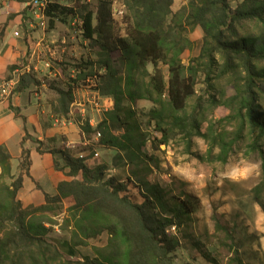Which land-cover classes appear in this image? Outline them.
Returning a JSON list of instances; mask_svg holds the SVG:
<instances>
[{
	"label": "trees",
	"instance_id": "16d2710c",
	"mask_svg": "<svg viewBox=\"0 0 264 264\" xmlns=\"http://www.w3.org/2000/svg\"><path fill=\"white\" fill-rule=\"evenodd\" d=\"M120 1L126 11L122 36L114 31L111 0H97L96 11L85 8L81 13L62 4L49 5L44 19L48 30L54 29L55 22L65 24L79 20L82 38L99 49L100 58L96 63L105 74L101 77L102 85L95 90L101 97L114 98V109L106 111L95 128L90 126L89 120L79 128L83 135L99 134V146L115 149L113 164L127 165L128 177L123 181L107 178L106 165L89 167L86 158L76 157L70 149L54 148L47 151L54 158V169L71 180L59 183L58 195H46L44 204L23 207L17 195L23 185V174L29 176V151H22L21 173L14 177L10 155L0 145V264H176L172 254L179 241L168 231L192 223L196 207L188 195L168 197L167 189L148 181L149 162L155 163L157 168L158 159L142 151L146 138L133 108L139 101L152 104L146 117L160 136L154 140L155 147H166L170 141L178 139L189 151L192 139L200 137L208 142V155L219 148L216 159L221 163L227 161L247 126L253 133L250 152L259 153L262 169V180L253 189L254 195L259 197L264 190L261 147L264 112L259 105L257 88L258 82H264V67L259 66L264 61V0H242L234 10L228 0H184L186 4L177 12L172 10L174 0ZM247 23L253 24V30L240 35L237 29H244ZM196 28L203 33L200 56L185 66L181 56L191 49L188 35ZM115 52L120 71L114 69L116 61L112 54ZM216 54L222 60L220 76L240 73L244 81L234 86L235 94L229 99L223 100L224 94L217 97L209 93L197 98L190 107L188 102L195 93L198 67L203 65L207 69L208 83L216 65ZM159 64L167 66V79ZM148 66L152 67L151 72ZM61 69L60 73L66 70ZM83 75L81 70L77 79H69L64 89H53L58 96L53 106L54 116L67 119ZM40 85L34 75L24 74L14 92ZM206 103L210 108L225 106L233 111L229 118L217 122L221 125L230 118L237 121L239 128L231 138H226L225 131L219 132L214 125L202 131ZM35 144L39 153L44 152L43 143L36 141ZM5 175L9 183L2 181ZM130 187L137 191V199ZM64 203L68 204L65 205L68 217L64 222L71 227L72 242L62 245L68 249L70 257L76 256L77 246H87L90 240L102 234L108 236L103 248H93V258L82 257L81 262L74 263L65 259L60 249L46 239L49 226L54 223L50 217H45V212L58 216ZM217 228H220L218 224ZM234 254L232 264H244L238 253ZM202 257L208 264H218L210 255Z\"/></svg>",
	"mask_w": 264,
	"mask_h": 264
},
{
	"label": "rangeland",
	"instance_id": "374dc122",
	"mask_svg": "<svg viewBox=\"0 0 264 264\" xmlns=\"http://www.w3.org/2000/svg\"><path fill=\"white\" fill-rule=\"evenodd\" d=\"M111 1L114 31L122 36L125 33V7L120 0ZM241 1L228 0L231 10H234ZM185 4L184 0H174L173 12H177ZM62 5L80 13L85 8L96 11L97 0H63ZM74 21L76 24L55 22L53 30H46L48 33L52 32L50 41L53 44L48 45L54 53L49 58L56 63L55 65L50 63L51 66H49L54 70L51 73L53 76L47 75L46 70L40 73L38 81L41 85L31 86L32 89L24 92V97L30 96L32 90L42 92L48 105V113L51 115L58 99L53 89H64L66 84L70 83L69 79H77L78 72L82 70L84 75L79 79L78 90L74 93V102L69 109L73 113V121H76L79 126L85 120H89L90 126L95 128L104 119V113L114 109V98L101 97L95 90L96 87L102 85L101 77L105 74V70L100 67L99 63H96L100 58L99 49L82 38V30H80L82 23L79 20ZM253 28V24L247 23L244 29L238 28L237 30L240 35H246ZM188 37L192 41L191 49L186 50L181 56V61L185 66L191 64L192 59L200 56L203 44V33L200 28L190 32ZM118 58L116 52L112 54V59L116 61L114 69L120 71ZM215 62L216 65L208 83L205 77L207 69L203 65L198 67L195 77V93L188 102L190 107L196 103L197 98L208 96L209 93L217 97L224 94L223 100L229 99L235 94L234 86L244 81V76L240 73L220 76L222 60L219 54H216ZM75 66L79 68L74 69ZM259 66L264 67V61H261ZM61 68L66 69V73L62 72L65 75L64 78L60 73ZM159 68L167 79V66L159 64ZM148 70L151 72L152 67L148 66ZM55 72H58V75H54ZM257 88L260 93L259 105L264 112V82H258ZM32 102H34L33 97ZM151 107L152 104L147 101H139L133 106L146 138L142 151L145 155L158 159L157 168L155 163L149 162L151 171L147 179L152 184H158L167 189L168 197L188 195L196 207L192 223L168 231L179 241L178 248L172 254L174 262L176 264H208L202 257L205 254L214 258L218 264H232L234 253L237 252V256L244 264H264V190L259 197L254 195L253 189L262 180V169L259 153L250 152L249 149L253 133L247 126L244 127L242 138L234 145L225 163L216 159L219 148H214L212 154L208 155V142L200 137L192 139L189 151L184 142L178 139L170 141L166 147L157 148L154 146V140L159 139L160 136L146 117ZM82 110L83 112H80ZM232 113L233 111L225 106L210 108L206 103L202 116V131L214 125L219 132L225 131L226 138H231L239 128L237 121L230 118L221 125H217V122L226 117L229 118ZM98 139L97 134L96 136L84 135L81 143L74 147L69 145L70 147L66 146V148L75 153L76 157L86 158V164L89 167L106 165L109 168L105 174L107 178L116 177L121 181L125 180L128 177V166L125 164L115 166L113 160L117 154L116 150L99 146ZM42 147L49 149L50 146L47 147L44 144ZM261 147L264 151V142ZM2 181L10 182L6 175ZM129 189L133 197L137 199V191L132 190V187ZM65 205L68 204L62 205L58 216L45 212V217H50L54 223L49 226L51 228L46 239L60 249L65 259L74 263L81 262L82 257L93 258L95 256L93 248H103L108 236L102 234L90 240L87 246H77L76 256L70 257L68 249L62 245L67 241L72 242L71 227L64 222L68 217ZM217 224L220 228H217ZM194 244L197 245L196 248Z\"/></svg>",
	"mask_w": 264,
	"mask_h": 264
},
{
	"label": "crops",
	"instance_id": "0c3cea01",
	"mask_svg": "<svg viewBox=\"0 0 264 264\" xmlns=\"http://www.w3.org/2000/svg\"><path fill=\"white\" fill-rule=\"evenodd\" d=\"M1 1H6V6L0 5V80L13 78L19 82L24 74L35 75L39 80L45 70L47 75L53 76L49 56L54 53L48 45L53 44L52 32L46 31V22L45 27L39 25L32 10L25 5L27 0ZM29 89L32 88L14 92L8 100L0 102V145L10 155L14 177L21 173L22 151H29V176L23 174L17 198L23 207H37L44 204L46 195H58L59 183L71 180L54 169V158L47 151L74 147L82 142L84 135L73 121L71 110L67 119L50 115L42 92L32 90L30 96L24 97ZM36 141L49 145V149L42 147L44 152L39 153Z\"/></svg>",
	"mask_w": 264,
	"mask_h": 264
},
{
	"label": "built area",
	"instance_id": "2783aa9c",
	"mask_svg": "<svg viewBox=\"0 0 264 264\" xmlns=\"http://www.w3.org/2000/svg\"><path fill=\"white\" fill-rule=\"evenodd\" d=\"M63 0H27L26 5L27 7L32 10V13L38 19L39 25L41 27H45V19H44V11L49 5L53 4H62ZM0 5L6 6V1L2 2L0 0ZM72 24H76L74 21ZM16 35V33H15ZM18 81L15 79H5L0 80V102L4 100H8L13 94L15 87L17 85ZM97 137H100L99 134H97Z\"/></svg>",
	"mask_w": 264,
	"mask_h": 264
}]
</instances>
